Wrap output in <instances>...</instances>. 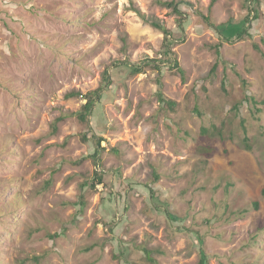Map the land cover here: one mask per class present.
I'll list each match as a JSON object with an SVG mask.
<instances>
[{"label": "rangeland", "instance_id": "obj_1", "mask_svg": "<svg viewBox=\"0 0 264 264\" xmlns=\"http://www.w3.org/2000/svg\"><path fill=\"white\" fill-rule=\"evenodd\" d=\"M157 1L0 0V264H264V1L232 42L205 17L234 28L246 0H163L183 30ZM136 11L177 39L174 109L154 67L130 72L164 40Z\"/></svg>", "mask_w": 264, "mask_h": 264}, {"label": "trees", "instance_id": "obj_2", "mask_svg": "<svg viewBox=\"0 0 264 264\" xmlns=\"http://www.w3.org/2000/svg\"><path fill=\"white\" fill-rule=\"evenodd\" d=\"M215 1L216 0H213L212 4H214ZM157 2L159 5L171 9L173 13L178 15V18H179L178 19V28L183 30L184 25L187 21V18L185 17V15L180 10L179 4H177L175 1L168 2V1L158 0ZM246 2H247V7L249 8V13L244 18V20L239 25H237L236 27L226 29V28H224V26L218 25L215 22H213L210 17H205V21H206L207 26L214 29L215 31H217V33L220 35V37L223 40H225L226 42L243 40L245 37H250L251 35H250L249 30L251 28L252 20H257V19H259V16H260L259 15L260 14L259 6L261 4V0H246ZM137 13L140 15V17L143 19L144 22L149 24L154 29L161 31L162 34L164 35V40H163L162 49L160 51V58L152 59V60L150 59V60H147L145 62H141L138 65H129L130 72L132 75H138V74L143 73L145 66L154 67L155 70L159 73L158 79L156 82L157 86H158V90L156 92L158 100L162 104L168 106L169 108L174 109V107L176 106V102L168 99L162 92L163 84L161 81V72H162L161 68L163 65L169 66V70L177 71V73L181 75L182 80L183 81L185 80V73H184L183 69L180 67V64L177 61V59L175 57V53L173 51V44L175 41H177V39H175L172 31L165 28L164 25L159 20H157L153 17H146L144 14L139 13V12H137ZM210 48L215 51L216 58H217V62L214 65V67L212 68V73H215V70L218 67V62L223 61L222 55H221L222 43L220 42V43H218V44H216ZM127 67H128V65H127ZM105 79H106V82L108 84L111 83L110 75L108 73H106ZM226 82H227V80L224 79L222 90L225 92L227 91ZM100 92L101 91L96 92L95 97L89 99L87 101V103L83 106V111L79 115V119L82 122H88L89 117H91V115L93 113V109H94L96 102L101 99ZM75 95H77V94L70 93L68 96L72 97ZM246 100L248 101V98H246ZM241 104H242V102H239V103L236 102L232 108L233 112L238 114L239 110H240L239 106ZM243 129H244V131L246 130L244 125H243ZM56 130H57L56 127H54V131H56ZM202 132L205 134V133H207V130L203 129ZM101 142H103V139L99 138L97 140L98 150L95 152V155H94L96 162H100L99 154H100V149H101V147H100ZM213 149H214L213 147L208 146L207 148L203 149V152L205 154H210V152ZM158 179H159V175L155 174V180H158ZM104 182H105V175L103 174V172H95V176L92 178L91 182L84 185L85 187H83V189H85L86 187L96 189L97 186L104 184ZM256 206H257V204H256ZM143 250L146 252L148 261L151 263H154L155 261L150 256L151 253L147 249H143ZM207 260H208L207 256L205 255L204 252H202L199 264H207Z\"/></svg>", "mask_w": 264, "mask_h": 264}]
</instances>
